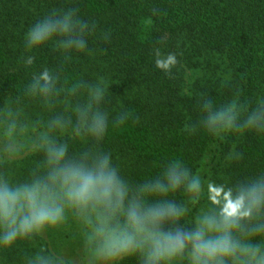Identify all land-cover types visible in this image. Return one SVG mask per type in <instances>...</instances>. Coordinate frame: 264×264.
<instances>
[{"label": "trees", "instance_id": "1", "mask_svg": "<svg viewBox=\"0 0 264 264\" xmlns=\"http://www.w3.org/2000/svg\"><path fill=\"white\" fill-rule=\"evenodd\" d=\"M52 8L75 9L96 33L91 55L76 58L64 75L76 73L91 81L100 73L112 84L109 108L125 111L130 118L102 142L66 133L55 138L64 146L63 154L53 157L41 147L27 155L25 185L47 180L56 167L53 159L65 167L92 172L93 165L98 169L107 156L103 184L111 209L105 217L114 212L121 227L128 229L151 215L157 229L153 235L169 229L176 232L181 246L194 247L186 224L196 209L181 215L183 195L163 192L156 181L173 155H183L195 170L207 153L208 166L218 180L240 179L264 169V142L258 136L230 139L224 152L236 144L242 159L229 164L222 156L217 160L218 148L212 147L216 142L211 137L200 133L189 137L183 131L185 124L199 121L201 97L217 107L237 100L255 107L264 99V0H0V110L29 79L17 63L23 33ZM188 43L199 54L222 58L229 81L197 83L193 96H184L178 70ZM157 50L177 55L179 64L171 75L156 69ZM40 58L50 67L59 68L62 63L51 49L42 51ZM184 59L194 66L192 56ZM39 109L29 105L25 111L36 118L34 112ZM42 113L52 115L46 109ZM7 264L16 261L9 258ZM116 264H147V257L136 251ZM182 264L191 261L185 259Z\"/></svg>", "mask_w": 264, "mask_h": 264}, {"label": "clouds", "instance_id": "2", "mask_svg": "<svg viewBox=\"0 0 264 264\" xmlns=\"http://www.w3.org/2000/svg\"><path fill=\"white\" fill-rule=\"evenodd\" d=\"M95 38L92 25L73 8H52L27 28L17 63L29 73V79L0 110V134L6 142L18 149L35 142L55 157L64 152V146L56 143L57 134L71 133L77 139L99 143L111 130L126 124L129 113L108 106L111 81L64 75L76 58L91 55ZM46 49L61 59L59 68L42 61L40 53ZM154 62L167 75L179 64L175 53L160 50ZM29 105L55 114L40 131L39 141L33 140L38 124L24 115ZM199 110V121L185 124L183 131L189 137L197 133L211 137L216 142L212 147L218 148L217 160L222 156L231 164L242 159L236 144L224 152L233 137L255 135L264 142V99L255 107L238 100L217 107L201 97ZM210 158L205 153L193 170L183 155H173L156 181L163 192L183 195L181 215L196 209L197 227L188 233L195 247L161 244L153 236L157 229L151 215L124 232L114 212L108 216L110 223H102L111 209L109 191L103 184L107 156L98 169L93 165L92 172L65 167L53 159L56 167L47 180L19 186L8 182L0 187V264H7L9 258L16 264H73L62 247L50 248L44 240L45 234L73 226L82 232L90 264H116L130 255L128 245L134 239L139 243L133 254L141 252L147 264H181L185 259L191 264H264V169L240 179L218 180L208 166ZM212 189L222 193L218 203L210 199ZM129 230L135 235H128Z\"/></svg>", "mask_w": 264, "mask_h": 264}, {"label": "rangeland", "instance_id": "3", "mask_svg": "<svg viewBox=\"0 0 264 264\" xmlns=\"http://www.w3.org/2000/svg\"><path fill=\"white\" fill-rule=\"evenodd\" d=\"M190 43L187 44L188 51L186 54L182 56L181 67L179 68V76H180V86L181 92L184 96L192 97L196 91L195 85L197 83L203 84L211 81L215 83L220 80L221 83H226L229 81L228 77V68L222 58L214 57L207 53L202 52L199 54V50H195L192 48ZM186 49V50H187ZM187 55L192 56L194 66L190 67L188 62L185 61V57ZM98 77H101L100 73L97 74ZM4 104L1 107V110L5 107ZM52 115L54 112H50ZM36 118L31 117V112L24 113L25 117L33 122L38 124V130L34 134L33 140L39 141L40 139V131L44 130V127L48 123L49 120L53 119L52 115H43L42 109L39 111H35ZM66 134V133H65ZM64 135V134H63ZM62 135L57 134L55 138H58ZM38 149H41V146L38 143L32 142L30 147L26 148H16L10 143L6 142L5 138L2 134H0V187L3 186L4 183L11 182L14 185H25L23 178L24 170L23 167L26 166V157L27 155H32L36 153ZM11 151H16L17 154L9 155L8 153ZM29 161V159H27ZM221 191L218 189H212L210 199L213 202H219L221 198ZM224 199L227 198L224 196ZM230 209L226 206L225 211H229ZM197 212L193 213L187 222L186 231L188 233L192 232L196 227L195 216ZM103 222H108V219L104 217ZM125 227H121V232L125 231ZM128 235L134 236V233L128 232ZM155 239L159 240L161 244H171L175 248L182 247L180 244V240L176 232H171L169 229L164 230L158 236L153 235ZM171 236V239L168 237ZM143 235H141L140 239H143ZM44 240L50 243L51 247L54 248L60 246L63 248L64 254L68 259L73 261V264H90L89 261L85 258V242L82 239V232L80 229L75 226L68 228L66 231L57 233V234H45ZM193 242V241H192ZM139 240L134 239L131 244L128 245L129 253H133L137 247ZM194 244V243H193ZM195 247V244H194ZM117 255H120L119 253ZM122 258V257H121ZM182 264V261H181Z\"/></svg>", "mask_w": 264, "mask_h": 264}]
</instances>
